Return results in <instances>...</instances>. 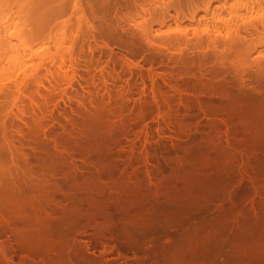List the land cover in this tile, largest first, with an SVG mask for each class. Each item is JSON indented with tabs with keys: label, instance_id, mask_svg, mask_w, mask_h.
<instances>
[{
	"label": "rangeland",
	"instance_id": "obj_1",
	"mask_svg": "<svg viewBox=\"0 0 264 264\" xmlns=\"http://www.w3.org/2000/svg\"><path fill=\"white\" fill-rule=\"evenodd\" d=\"M110 66L116 83L103 79ZM209 103L244 120L233 124L222 118L230 110ZM123 116L143 159L117 147ZM177 120L190 121L188 142L201 125L222 136L238 128L244 144L264 137V0H0V264H164L124 254L115 236H97L101 220L90 215L134 193L148 145L173 144ZM106 166L96 182L90 172ZM246 254L264 260V245ZM213 259L189 264H228Z\"/></svg>",
	"mask_w": 264,
	"mask_h": 264
},
{
	"label": "bare ground",
	"instance_id": "obj_2",
	"mask_svg": "<svg viewBox=\"0 0 264 264\" xmlns=\"http://www.w3.org/2000/svg\"><path fill=\"white\" fill-rule=\"evenodd\" d=\"M10 15L13 16L12 13ZM14 33L18 34V31ZM17 57L18 56H16L15 60H17ZM110 68L111 70L106 67L105 70H107V75L105 76L106 78L103 77V79L104 80L108 79L116 83V81L113 79L112 67L110 66ZM75 71L77 70H74V74L79 73ZM124 71L125 70L122 71L123 76L127 73L126 71H125L126 73ZM82 72H85V71H82ZM79 74L78 76H82V74L80 75ZM121 75H120V79H121ZM83 83L84 82H82V84ZM75 84L76 83H74V86ZM80 84L81 83L79 84L77 83L75 87L79 86L80 88L82 85ZM131 85H133V83H131ZM185 86L187 85H184V87ZM183 101H185L184 98H183ZM205 101L206 100H204V102ZM136 104L137 103H135V105ZM167 104L170 105L171 103L167 102ZM210 104L211 103L207 104L209 105L208 108L210 112L212 111L214 113L216 112V113L222 114V112L225 110L223 107L220 106L221 110L223 108V111L221 112L219 111L220 109L216 108L217 105L216 107H214V106H210ZM190 105L192 104L190 103ZM166 106L167 105H165V107ZM151 109L153 108L151 107ZM139 112H140V109H139ZM224 113L222 114V118L226 117L227 120L229 121L231 120L230 121L231 123L233 122L236 123V120H238V122L239 120H242L241 115L234 112L233 110H230L228 113H226V115H224ZM142 114H141V117L143 116ZM129 115L130 113L128 114V116ZM123 117H121L123 118L121 119L122 123L120 122L121 128L120 127L118 128L121 130H118V134L116 133L115 134H116V137L124 136L125 139L123 140L119 139V141L117 143L115 141V143L117 144V147L118 145L120 146L118 147L119 149L122 147V149L125 150L124 154L126 157L127 156L130 157V154L132 153V154H135V155H132V158L133 156H136L137 158L138 157L142 158L143 156L140 157L139 154L138 155L136 154L138 151H134L137 148L138 143H139L138 140L140 139L137 138L138 139L137 140L135 138L137 141L136 142L132 141L134 139V138L132 139L131 137L133 126L131 127V125L129 124V121H130L129 119L131 118L130 117L128 118L127 116L126 117L123 116ZM217 117H219V115ZM173 120L175 119L173 118ZM223 121L225 123L224 119ZM188 122L187 121L184 122V120L183 121L177 120L174 123L176 131L174 132L175 139H174L173 144L170 145V142L168 143L167 141H161L158 144L150 143L148 145L147 154L151 155V157L149 156L150 163L148 166H147V163H145L146 165L142 166L143 165L142 163V165H140L141 167L139 168L137 167L138 169H135L136 171H134V174L132 173L133 175H135V181H133L135 191L134 193L129 194L131 196H129L128 198L125 197V199L123 197L119 198L118 196V198H115L113 201L111 200L112 201V203L110 202L111 204L108 203L109 205L107 206L105 205L106 207L100 206V208L96 210L94 209V211L92 210L93 211L92 214L89 213V215L91 214L90 216L93 215L101 220V222H99L100 224H98L97 227H94V230L96 231V233H100L97 236L99 235L106 236L105 234L111 237L115 236L116 238L114 237V239L116 240V242H119L120 240L119 243H122L121 245H118V246H121L120 249L123 251L124 254L125 252H128L130 250L131 251L136 250L135 252L140 251V253L142 254L147 253V255L145 254L144 255L148 256L149 254V256H151L152 258L159 259L164 264L208 263L211 260H214L213 257L217 255H221V256L224 255L228 264H263L264 260L262 258L261 260H259L260 258L252 259V257L247 256L246 250H249L251 248L253 249L254 247H259V246L264 245V137L260 136L259 139H256L254 137L255 139L254 142L250 140L251 143L244 144L240 142L241 139L240 140H238L239 138L237 139L238 137L236 136L237 133L233 132L235 131V129H238V128L229 127L231 129L229 130L228 134H226V136H222L223 134L222 135L219 134L218 133L219 131L216 132L215 130L210 129L209 127L207 128L206 125H205L206 128L204 126L202 127L201 125V129L200 130L198 129L199 133H196V136L194 135L193 141L188 142V140H185V138L188 139V137H184V136H187V134L189 133V132L187 133V131H189L188 130L189 125L187 124ZM227 122H226V125H227ZM238 122H237V127L243 126V124H245L244 122H242V125H238ZM115 125L117 124L115 123ZM174 126L172 127L174 128ZM234 126L236 127V124ZM165 130L166 129H164V132ZM258 131L257 133H259ZM111 132L113 131L111 130ZM150 132H153V131H150ZM98 133L101 134V132H98ZM254 136H256V133ZM92 137H94V135H92ZM85 138L87 137L85 136ZM106 139L107 137L106 138L104 137L103 140L108 142L109 139L107 140ZM113 139L112 138L110 139L112 140L110 141V143L112 144L114 142ZM92 140L95 141L96 138L95 140L92 138ZM86 143L87 141L85 142V144ZM91 143H89L90 146H92ZM119 149L117 150V152L119 151ZM100 150L101 149L98 150V154L105 157L104 156L105 152L103 153L102 150L101 151ZM149 152L151 154H149ZM198 156L201 157L203 160V163L201 162L203 164L202 167H199V165L201 164H198V163L201 160ZM196 158L199 159L198 162H196ZM142 159L140 160L142 161ZM122 165L121 166L119 165V166L122 167ZM97 167L99 169V166ZM101 168L100 170H98L97 168H96L97 170L93 169V171L95 170L94 172L92 171L93 173L90 172L92 176H95L93 177L94 179L96 177L98 179L101 177L102 179V177H107L106 175L109 174L108 172L110 171V167L102 168V169ZM92 176L89 177L90 179L86 178L87 182H88V179L93 181ZM88 183H91V182L89 181ZM71 211H74V212L76 211V215L74 214V212H72L76 217H78L77 215H81L80 213L82 214L84 213V212H79L80 210L78 211L71 210ZM71 211L69 212L71 213ZM69 212H66V214L68 213L67 215H69L70 214ZM87 218H86V213H85V219ZM90 228H93V227H90ZM45 229L47 230V228ZM202 229H207L208 230L207 235L208 234L209 235L207 236L208 237L207 239L204 238L206 239L205 241L199 242L196 238L197 236L198 238L200 237L199 235ZM37 230L34 231V234L36 233L37 236L40 235V237H42V235H44L45 232L41 233L40 230L39 231ZM94 230L92 229L93 232H95ZM46 234L47 232L45 233V237L48 235ZM163 238H169L170 240L166 239L165 243H163L162 242ZM200 239L201 238H199V240ZM43 240L41 241L42 244H45V243L47 244L45 240L43 243ZM146 240L148 242H146ZM167 240L169 242H167ZM33 242L36 243V241L34 240ZM41 242H38L39 245L41 244ZM149 242H151L150 244L152 245L151 247H147L148 246L147 243L149 244ZM144 243H146L145 247L147 248L144 247L145 245ZM33 246H35V244ZM35 247L38 248L39 246H35ZM128 253L130 254V252ZM31 254H33V251L31 252Z\"/></svg>",
	"mask_w": 264,
	"mask_h": 264
}]
</instances>
